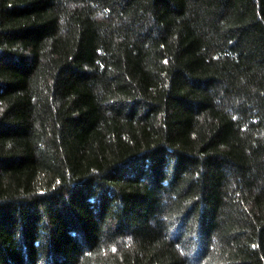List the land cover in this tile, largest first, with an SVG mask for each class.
Returning a JSON list of instances; mask_svg holds the SVG:
<instances>
[{"label": "trees", "instance_id": "16d2710c", "mask_svg": "<svg viewBox=\"0 0 264 264\" xmlns=\"http://www.w3.org/2000/svg\"><path fill=\"white\" fill-rule=\"evenodd\" d=\"M0 264H264V0H0Z\"/></svg>", "mask_w": 264, "mask_h": 264}]
</instances>
